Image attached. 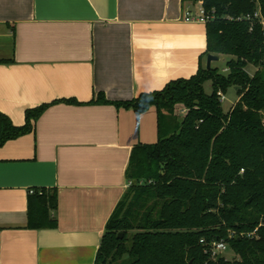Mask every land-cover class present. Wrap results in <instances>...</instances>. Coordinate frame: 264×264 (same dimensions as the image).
Wrapping results in <instances>:
<instances>
[{
  "label": "crops",
  "instance_id": "obj_1",
  "mask_svg": "<svg viewBox=\"0 0 264 264\" xmlns=\"http://www.w3.org/2000/svg\"><path fill=\"white\" fill-rule=\"evenodd\" d=\"M201 5L0 0V113L22 127L27 110L49 105L32 133L0 146V264H95L129 187L132 150L156 144L159 132L154 106L138 115L92 102L132 101L196 75L206 24L185 13ZM40 189L57 191L55 229L28 227L30 193Z\"/></svg>",
  "mask_w": 264,
  "mask_h": 264
},
{
  "label": "trees",
  "instance_id": "obj_2",
  "mask_svg": "<svg viewBox=\"0 0 264 264\" xmlns=\"http://www.w3.org/2000/svg\"><path fill=\"white\" fill-rule=\"evenodd\" d=\"M196 1L214 12L202 60L231 58L227 75L201 60L196 75L161 91L116 103L100 94L92 102L138 115L154 106L159 132L156 144L132 150L129 187L106 225L95 264H264V0ZM257 11L260 19L237 21ZM248 66L257 68L255 75ZM231 88H238L239 100L225 113L219 94ZM48 107L27 110L22 127L0 113V146L32 133ZM178 107L187 111L181 120ZM57 209L55 189L34 190L28 227L55 229ZM254 231V238L245 237ZM218 241L228 243L233 261L206 252Z\"/></svg>",
  "mask_w": 264,
  "mask_h": 264
},
{
  "label": "built area",
  "instance_id": "obj_3",
  "mask_svg": "<svg viewBox=\"0 0 264 264\" xmlns=\"http://www.w3.org/2000/svg\"><path fill=\"white\" fill-rule=\"evenodd\" d=\"M261 18V12L257 11L253 16L251 15H246V16H242L239 17L237 19V21L242 22V21H251V20H258ZM214 19V12H212L211 14H207V12L205 11L203 5H201L198 9V12L196 14H193L191 11H186L185 13V21L186 22H198V23H202V24H207L209 21ZM264 24V22H263ZM221 97V101H223L225 99V96L223 94H219ZM31 193H33V190L31 191ZM236 234H230L229 239H233L235 237ZM243 236V234L241 235ZM256 236V231L251 232L247 235H245V237L247 238H254ZM229 251V245L227 242L225 241H218V242H214L210 249L207 250L206 252H209L211 254V258L212 259H218L219 257H223V254L225 252Z\"/></svg>",
  "mask_w": 264,
  "mask_h": 264
},
{
  "label": "rangeland",
  "instance_id": "obj_4",
  "mask_svg": "<svg viewBox=\"0 0 264 264\" xmlns=\"http://www.w3.org/2000/svg\"><path fill=\"white\" fill-rule=\"evenodd\" d=\"M225 59H226L225 61H223V59H222L221 61L217 62L214 66L217 67L215 69H217L219 71V73L227 75L229 73L227 63L231 60V58L226 57ZM247 72L251 76H253L257 72V68H255L254 66H248ZM204 89H205L206 94H208V95L212 94V92H213L212 83L210 81H208L205 84ZM238 97L239 96H238L235 88H231L228 90L227 94L225 95V99L222 101V107H223V110L225 113L229 112L230 109L237 103ZM177 113H179L178 114L179 119L180 120L183 119V117H184L183 113L182 112L180 113L179 111ZM223 257L229 261H233V259L235 258V255L231 250H229L223 254Z\"/></svg>",
  "mask_w": 264,
  "mask_h": 264
},
{
  "label": "water",
  "instance_id": "obj_5",
  "mask_svg": "<svg viewBox=\"0 0 264 264\" xmlns=\"http://www.w3.org/2000/svg\"><path fill=\"white\" fill-rule=\"evenodd\" d=\"M219 61H221V58L219 56L213 54L208 55L206 58V69L207 70L212 69V64ZM235 90L237 91L238 88H236ZM119 238H122V234L119 235ZM218 259L220 260L221 257H219Z\"/></svg>",
  "mask_w": 264,
  "mask_h": 264
}]
</instances>
